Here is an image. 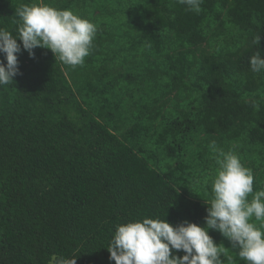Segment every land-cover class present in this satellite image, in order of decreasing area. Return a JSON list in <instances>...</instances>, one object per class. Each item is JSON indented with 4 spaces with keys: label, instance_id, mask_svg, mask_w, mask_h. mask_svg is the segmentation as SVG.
Instances as JSON below:
<instances>
[{
    "label": "trees",
    "instance_id": "16d2710c",
    "mask_svg": "<svg viewBox=\"0 0 264 264\" xmlns=\"http://www.w3.org/2000/svg\"><path fill=\"white\" fill-rule=\"evenodd\" d=\"M33 3L96 33L74 67L17 41L19 74L0 85V264H115L118 225L205 227L209 145L249 169L246 149L264 148V71L249 64L264 58V0H203L198 14L179 0H0V28L16 36V9Z\"/></svg>",
    "mask_w": 264,
    "mask_h": 264
},
{
    "label": "clouds",
    "instance_id": "9594fccd",
    "mask_svg": "<svg viewBox=\"0 0 264 264\" xmlns=\"http://www.w3.org/2000/svg\"><path fill=\"white\" fill-rule=\"evenodd\" d=\"M187 11L200 13L203 0H179ZM16 32L0 28V85L13 83L19 74L17 54L23 50L30 57L33 49L50 50L62 63L78 66L90 54L96 26L71 10H59L47 4L21 5L15 11ZM260 36L256 37L259 42ZM250 70L264 71V58L259 52L250 57ZM259 110V104L253 103ZM216 153L218 165L211 181L212 198L207 205L205 227L187 221L173 227L166 220L145 218L118 225L107 251L115 264H222V245L217 246L209 230L219 232L238 249L246 264H264V189L253 192L254 176L241 163L234 150L218 149L215 141L209 145ZM252 198L249 201L248 196ZM255 221V222H254ZM258 222V223H256ZM173 251H183L182 257ZM48 264H76V259L52 255Z\"/></svg>",
    "mask_w": 264,
    "mask_h": 264
},
{
    "label": "rangeland",
    "instance_id": "374dc122",
    "mask_svg": "<svg viewBox=\"0 0 264 264\" xmlns=\"http://www.w3.org/2000/svg\"><path fill=\"white\" fill-rule=\"evenodd\" d=\"M217 148L219 149V146H217ZM256 150H257V152H256ZM246 151H247V155H249L248 156V159H249L248 161L250 163V169H251V171L253 173V176L255 178L256 175H258V173H256L257 172L256 171L257 170L256 166H258L259 164L263 165V169H262L261 173H264V148L255 149V150H251L249 148V149H246ZM211 153L214 154L213 151H211ZM210 159L214 161L215 160V155L210 157ZM255 161H256V163H258L257 165H255ZM215 164H216V162H215ZM217 167H218V165L215 167V165H213V163H212L210 165V167H208V168L212 169V171H213L212 173H215L214 169L216 170ZM261 183L264 185V177H263ZM263 189H264V187H263ZM205 190H207L208 192L210 191V194L212 193L211 192V187L206 186ZM253 192H256L255 189H253ZM251 198H252V196H251ZM249 201H250V199H249ZM256 223H258V222H256ZM215 244L217 246H221L222 245L225 248V249H223V255H221L219 257V259L222 261V264H246L245 261H243V260H241L239 258L238 249L233 248L232 245H227V244H224V243H215Z\"/></svg>",
    "mask_w": 264,
    "mask_h": 264
}]
</instances>
